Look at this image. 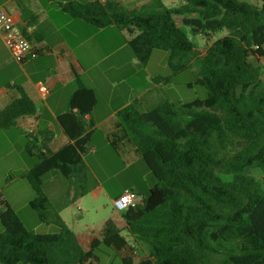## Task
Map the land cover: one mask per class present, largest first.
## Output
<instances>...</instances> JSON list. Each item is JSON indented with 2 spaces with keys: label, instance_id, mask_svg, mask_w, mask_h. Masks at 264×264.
<instances>
[{
  "label": "trees",
  "instance_id": "obj_1",
  "mask_svg": "<svg viewBox=\"0 0 264 264\" xmlns=\"http://www.w3.org/2000/svg\"><path fill=\"white\" fill-rule=\"evenodd\" d=\"M61 7L94 29L126 31V45L142 67L155 51L166 54L173 73L194 66L195 84L206 96L147 110L137 99L116 113L109 147L118 154L123 140H131L153 185L140 203L81 238L53 212L42 187L44 175L57 171L68 182L67 201L88 193L83 157L97 98L75 74L67 111L56 118L69 142L52 152L51 132L25 134L24 151L36 162L20 176L33 192L28 208L58 231L28 230L0 195V264H99L100 247L114 250L122 264H264V0H181L175 7L148 0L131 9L103 0ZM178 20L192 36L226 35L200 56ZM153 82L169 79L157 75ZM7 89L16 97L0 108V131L36 111L20 85ZM130 240L147 248L137 262Z\"/></svg>",
  "mask_w": 264,
  "mask_h": 264
},
{
  "label": "crops",
  "instance_id": "obj_2",
  "mask_svg": "<svg viewBox=\"0 0 264 264\" xmlns=\"http://www.w3.org/2000/svg\"><path fill=\"white\" fill-rule=\"evenodd\" d=\"M93 1L103 0H5L4 3L0 4L9 12L15 25L19 28L23 29L25 25L29 24L35 26L31 41L41 53L34 60H27L22 64L16 63L19 76L12 85H20L24 89L33 101L36 111L33 116L18 120L17 126L25 134L28 129H31L32 134L36 136L43 131L51 132L52 138L48 146L52 152H56L69 142L58 126L56 118L67 111L68 100L76 88L75 74L94 91L97 98V103L91 113L93 127L91 128L92 134L87 146V154L95 155L99 147L104 151L107 150L109 144L106 136L115 129L117 123L116 113L135 101V99H128L116 104L114 103L115 96L124 92L125 88L113 82L98 84L86 77L91 67L96 63L98 64L97 60L103 61L106 69L105 74L117 68L120 69L114 63V59L121 52H125L126 40L130 38L126 31H117L113 27L94 29L83 22L72 19L61 7L62 3L67 2L85 4ZM117 1L124 8L131 9L146 3L148 0ZM0 43L4 46L1 38ZM161 59L166 60V56H161ZM109 60H113V62L110 63ZM39 85L46 87V94L38 91ZM157 85L159 84L154 83L153 89ZM143 94V92L138 93L136 97L141 99L145 96ZM0 96L2 98L0 108L16 97L7 88L0 92ZM99 129H102V134L100 145L97 146L93 141V137ZM117 157L121 158L125 165L115 176L123 173L129 177V184L125 185L116 197L124 189L133 190L142 197V193L138 192L137 188L146 193L153 185V180L144 169H142V180L140 182L135 183L130 176L129 170L135 165L140 166V160L135 153L131 140L127 138L123 140ZM83 159L87 167L90 168L85 156ZM31 167L32 165H29L21 169L20 176ZM43 178L46 180H42V187L44 181L50 184L53 181L57 182V184H54L55 188L50 189V191L43 188L49 202L51 203L52 196H55L57 200L62 197L63 190L58 185V183L60 184L58 176L52 171L44 175ZM108 178V181L113 179V174ZM14 181L16 180H11V183H14ZM15 188L16 190L13 193L5 194L4 199L7 205L19 216L24 226L25 219L21 217V212L25 214V218L29 220L30 224L27 223L28 228L37 233V230H40L41 223L35 220L34 215L28 210V203L33 198V192L30 186L23 182H20ZM39 234H43V232L40 231ZM147 253L146 251L144 254Z\"/></svg>",
  "mask_w": 264,
  "mask_h": 264
},
{
  "label": "rangeland",
  "instance_id": "obj_3",
  "mask_svg": "<svg viewBox=\"0 0 264 264\" xmlns=\"http://www.w3.org/2000/svg\"><path fill=\"white\" fill-rule=\"evenodd\" d=\"M4 1L0 0V4L4 3ZM240 1L254 3V0ZM162 2L167 7H175L181 4V0H162ZM177 23L188 34L189 38H192L195 49L200 56L204 55L205 50L213 41L226 35V32L222 30L212 33L208 38L201 35L192 36L189 27L181 25L179 20ZM124 51L114 59V63L120 69L117 68L105 74L106 69L103 61L97 60L98 64L95 62L96 64L91 67L89 73L86 75V77L95 83L110 84L113 82L125 88L124 92L115 96L114 103L118 104L128 99L136 100L138 99L136 97L137 94L141 92L145 94L140 99L143 102L141 107L143 110L151 109L165 101L170 103H188L195 99L205 98V89L195 84L197 75L194 66L173 73L167 68L166 60L163 61L161 59V56H166V54L161 51H155L146 67H142L132 57L128 47H125ZM109 61L110 63L113 62V60ZM17 67L16 62L12 60L8 50L0 43V92L8 88V86H11L14 81H17L19 76ZM157 75L168 77L169 82L159 84L153 89V78ZM1 102L2 98L0 96ZM24 134V131L19 126L0 131V195L3 198L5 194L13 193L16 190L15 187L20 182L27 184L25 179H21L19 173L21 169L33 165L36 162L35 158L29 157L24 151V146L27 142ZM101 134L102 129H99L93 137V141L97 146L100 145ZM84 156L90 166L87 171L88 193L75 202L67 201L68 182L57 171H53L60 179V184L58 183V185L62 187L63 194L58 200L55 196H52L50 203L53 212L57 213L69 229L79 234L81 238H86L89 230L97 229L110 215H118V212L112 206V201L125 185L129 184V177L123 173L115 176L117 172L122 170L125 164L110 147L106 151L99 147L95 155H91V153L87 154L86 152ZM142 169L148 172L144 163L140 161V166L135 165L129 170L131 173L130 176L134 179L135 183L142 180ZM111 174H113L114 178L108 181V177ZM254 175L260 179L258 171H255ZM45 178L42 180H46ZM11 180L16 181L11 183ZM54 184H57V182L53 181L50 184L44 181L43 188L45 190L49 189L50 191V189L55 188ZM137 191L142 193V195L145 194V192H142L138 188ZM28 210L34 215L35 220L38 221L36 213L30 209ZM21 217L25 219V227L31 230L28 228L29 220H26L25 214L22 212ZM40 231L43 233H56L58 229L53 224L41 223L40 230H37V233ZM122 235L124 234L122 233ZM129 243L133 248L131 251L133 261L137 262L138 255L146 253L147 248L140 243L132 242V240ZM100 252L97 254L99 264H122L114 250L100 247Z\"/></svg>",
  "mask_w": 264,
  "mask_h": 264
},
{
  "label": "built area",
  "instance_id": "obj_4",
  "mask_svg": "<svg viewBox=\"0 0 264 264\" xmlns=\"http://www.w3.org/2000/svg\"><path fill=\"white\" fill-rule=\"evenodd\" d=\"M34 29L35 26L32 24L25 25L23 29L16 26L9 12L0 6V38L14 62L22 64L27 60H34L40 55L41 51L31 41ZM38 91L42 94L47 93L44 85H39ZM31 133V129L26 131V134ZM141 199L142 197L133 190L124 189L112 201V206L114 210L121 212L140 203Z\"/></svg>",
  "mask_w": 264,
  "mask_h": 264
}]
</instances>
